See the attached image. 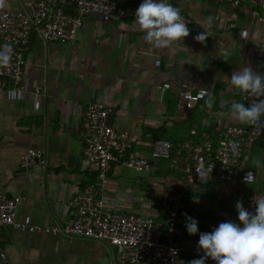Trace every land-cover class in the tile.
Masks as SVG:
<instances>
[{
    "label": "crops",
    "instance_id": "0c3cea01",
    "mask_svg": "<svg viewBox=\"0 0 264 264\" xmlns=\"http://www.w3.org/2000/svg\"><path fill=\"white\" fill-rule=\"evenodd\" d=\"M28 0H7V9L25 11ZM135 11L141 0H109ZM192 20L189 36L166 48H155L129 20L105 23L100 16L85 19L72 42H48L36 33L26 52L21 99L0 90V194L20 197L16 217L29 216L38 225H64L68 202L97 181V169L85 159L80 139L86 106L101 101L113 109L110 123L128 133L131 149L149 158L157 139L199 143L234 123L231 104L245 105V93L230 83L234 70L252 67L264 74V22L252 21L221 0H167ZM264 19V9H261ZM207 32L196 41L194 28ZM178 81L210 90L190 112L176 109ZM166 83L170 89H163ZM34 86L39 92L34 94ZM264 125V116L258 121ZM215 136V137H214ZM30 150L41 151L44 164L23 168ZM252 169L256 181L243 183L238 175L230 183L187 185L167 162L152 161L147 173L115 164L108 176L104 200L116 211H131L157 220L168 214L170 186L186 195L187 216L200 232L220 222H238L235 204L245 206L254 191L264 192V141L247 154L241 170ZM198 197L194 202L193 197ZM183 247L198 250V235H189L185 223L178 237ZM1 241L13 264H114L117 251L100 241L62 233H28L5 228ZM199 251V250H198ZM198 256L188 253L185 264ZM207 262V261H206Z\"/></svg>",
    "mask_w": 264,
    "mask_h": 264
},
{
    "label": "built area",
    "instance_id": "2783aa9c",
    "mask_svg": "<svg viewBox=\"0 0 264 264\" xmlns=\"http://www.w3.org/2000/svg\"><path fill=\"white\" fill-rule=\"evenodd\" d=\"M7 0H0V49L7 46L9 62L0 65V90L21 99L26 87L23 84L27 65L26 52L31 37L36 33L48 42H72L83 27L87 17L98 15L105 23L129 20L135 23V11L118 6L109 0H28L25 11L12 12L7 9ZM252 21H263L261 9L264 0H221ZM190 28L192 20L179 12ZM203 31L194 28V35ZM205 31V30H204ZM206 32V31H205ZM207 35V32H206ZM264 57V42H263ZM170 83L163 89H170ZM34 86V94L39 92ZM176 109L190 112L210 94V90L196 86L189 81L176 83ZM257 97L245 94V100L255 102ZM111 106L101 101L87 104L80 139L83 155L97 169V181L85 187L68 202L69 217L64 225H38L29 216L16 217L20 197L0 194V264H13L3 249L2 231L12 229L28 233H62L66 236L100 241L114 247L117 256L114 264H185L184 256L192 253L202 255L198 250L189 251L182 246L178 237L180 227L185 223L186 195L178 187L170 186L166 191L168 214L162 220L143 216L131 211H116L107 207L104 196L108 176L113 165L127 166L138 173H147L152 161L167 162L176 170L185 183L204 187L210 182L230 183L239 175L243 183L256 181L255 171L243 169V161L258 141H264V125L231 124L218 134L221 145L215 150L217 141L211 136L202 137V143H180L157 139L153 142L150 157L138 155L131 149L127 132L118 130L110 123ZM233 146L237 149L234 154ZM41 151L30 150L21 160L25 169L44 164ZM248 173L251 175L245 180ZM255 196L264 192L254 191L245 208L254 211ZM206 264H214L210 259Z\"/></svg>",
    "mask_w": 264,
    "mask_h": 264
},
{
    "label": "clouds",
    "instance_id": "9594fccd",
    "mask_svg": "<svg viewBox=\"0 0 264 264\" xmlns=\"http://www.w3.org/2000/svg\"><path fill=\"white\" fill-rule=\"evenodd\" d=\"M135 23L144 33V40L155 48H166L173 43L183 42L189 36V28L180 16L179 10L167 0H141L135 10ZM205 41L203 30L193 37ZM9 62L7 46L0 49V65ZM231 85L255 102L247 105L234 102L231 115L242 123L256 124L264 116V74L252 67L244 66L234 70L230 76ZM235 154L237 149L232 148ZM251 175L248 173L245 180ZM198 202V197H193ZM238 222L225 220L209 232H200L194 217H185V229L189 235H198L197 247L202 255L187 261V264H264V196L254 198V211L246 209L240 201L235 204Z\"/></svg>",
    "mask_w": 264,
    "mask_h": 264
},
{
    "label": "trees",
    "instance_id": "16d2710c",
    "mask_svg": "<svg viewBox=\"0 0 264 264\" xmlns=\"http://www.w3.org/2000/svg\"><path fill=\"white\" fill-rule=\"evenodd\" d=\"M214 137H215V136H214ZM215 140H216V138H215ZM180 143H187V144H188V142H186V141H182V142L179 141V142H177V143L175 142L174 144L177 146V145L180 144ZM189 143H190V142H189ZM200 143H202V140H200L199 143H195V144H200ZM218 146H219V145H217V144L214 145L215 150L218 148Z\"/></svg>",
    "mask_w": 264,
    "mask_h": 264
}]
</instances>
